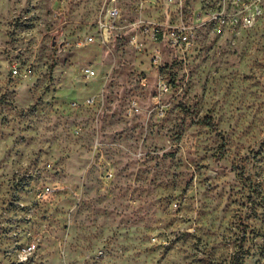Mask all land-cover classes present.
Listing matches in <instances>:
<instances>
[{"label":"rangeland","instance_id":"374dc122","mask_svg":"<svg viewBox=\"0 0 264 264\" xmlns=\"http://www.w3.org/2000/svg\"><path fill=\"white\" fill-rule=\"evenodd\" d=\"M234 1L0 0V264H264V0Z\"/></svg>","mask_w":264,"mask_h":264},{"label":"built area","instance_id":"2783aa9c","mask_svg":"<svg viewBox=\"0 0 264 264\" xmlns=\"http://www.w3.org/2000/svg\"><path fill=\"white\" fill-rule=\"evenodd\" d=\"M233 6L235 8H238L240 6L238 0H235L233 2ZM258 14L257 13H251V14H244V15H233L229 20L232 26L234 27H239L243 26L245 28L252 27L255 23V20L257 19ZM120 17V12L117 8H110L106 15L103 16L99 21H98V29L101 32V40L103 41H109L111 39V36L114 33L116 23L118 22ZM219 21L224 24L227 21L225 20V17L220 16ZM94 37H89L88 42H93ZM18 72V70H16ZM84 75L87 78H94L96 76V71L90 67L84 68L83 69ZM89 104H93L94 101H88ZM141 108L137 102H132L130 108L128 109V114L133 115L136 113H140ZM37 240L31 241L29 244H27L24 247H21L18 251V258L20 262L26 263L28 262L32 255L35 253L37 250Z\"/></svg>","mask_w":264,"mask_h":264}]
</instances>
